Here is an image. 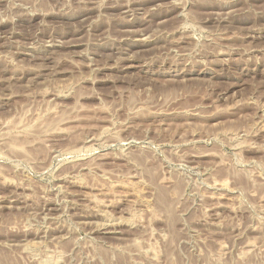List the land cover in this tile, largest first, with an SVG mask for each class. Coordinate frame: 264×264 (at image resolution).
<instances>
[{
    "label": "rangeland",
    "instance_id": "1",
    "mask_svg": "<svg viewBox=\"0 0 264 264\" xmlns=\"http://www.w3.org/2000/svg\"><path fill=\"white\" fill-rule=\"evenodd\" d=\"M0 264H264V0H0Z\"/></svg>",
    "mask_w": 264,
    "mask_h": 264
},
{
    "label": "bare ground",
    "instance_id": "2",
    "mask_svg": "<svg viewBox=\"0 0 264 264\" xmlns=\"http://www.w3.org/2000/svg\"><path fill=\"white\" fill-rule=\"evenodd\" d=\"M139 37V36H138ZM146 37V36H145ZM148 37V36H147ZM140 42V41H139ZM144 42V41H143ZM51 47V46H50ZM130 59V58H129ZM223 186V185H222ZM13 203V202H12ZM110 232V231H109Z\"/></svg>",
    "mask_w": 264,
    "mask_h": 264
}]
</instances>
